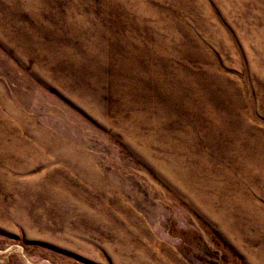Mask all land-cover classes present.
<instances>
[{
    "label": "rangeland",
    "instance_id": "obj_1",
    "mask_svg": "<svg viewBox=\"0 0 264 264\" xmlns=\"http://www.w3.org/2000/svg\"><path fill=\"white\" fill-rule=\"evenodd\" d=\"M0 264H264V0H0Z\"/></svg>",
    "mask_w": 264,
    "mask_h": 264
}]
</instances>
